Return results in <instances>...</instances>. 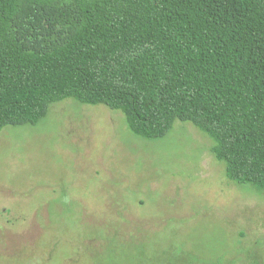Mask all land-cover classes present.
Returning <instances> with one entry per match:
<instances>
[{"label": "trees", "instance_id": "1", "mask_svg": "<svg viewBox=\"0 0 264 264\" xmlns=\"http://www.w3.org/2000/svg\"><path fill=\"white\" fill-rule=\"evenodd\" d=\"M67 99L149 141L190 122L264 191V0H0V132Z\"/></svg>", "mask_w": 264, "mask_h": 264}, {"label": "rangeland", "instance_id": "2", "mask_svg": "<svg viewBox=\"0 0 264 264\" xmlns=\"http://www.w3.org/2000/svg\"><path fill=\"white\" fill-rule=\"evenodd\" d=\"M190 122L162 139L73 99L0 132V264H264V191Z\"/></svg>", "mask_w": 264, "mask_h": 264}]
</instances>
